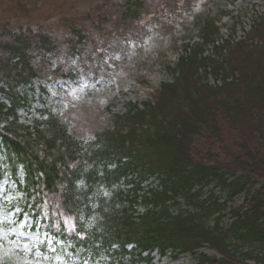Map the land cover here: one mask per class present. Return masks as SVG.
<instances>
[{
	"label": "trees",
	"instance_id": "obj_1",
	"mask_svg": "<svg viewBox=\"0 0 264 264\" xmlns=\"http://www.w3.org/2000/svg\"><path fill=\"white\" fill-rule=\"evenodd\" d=\"M123 4L125 20L142 10L140 0ZM195 25L201 41L183 45L166 66L169 80L152 98L112 113L88 146L54 114L21 119L27 87L44 72L37 63L59 44L42 27L0 26V179L9 178L6 202L19 220L31 218L49 258L59 252L88 263L151 264L156 252L189 254L192 264H264V16L251 27L261 45L224 40L210 17ZM71 30L68 50L81 56L85 36ZM210 184L226 191L224 201L213 189L204 195ZM100 185L115 190L97 198ZM44 193L59 195L75 219L72 232L42 226ZM240 193L243 204L228 209L225 202ZM226 215L231 221L223 224Z\"/></svg>",
	"mask_w": 264,
	"mask_h": 264
},
{
	"label": "rangeland",
	"instance_id": "obj_2",
	"mask_svg": "<svg viewBox=\"0 0 264 264\" xmlns=\"http://www.w3.org/2000/svg\"><path fill=\"white\" fill-rule=\"evenodd\" d=\"M124 1L0 0V26L42 27L59 44L54 54L37 63L44 71L43 78L28 89L30 107L18 111L23 120L40 117L49 110L86 145L96 132L109 125L112 113L123 112L127 102L152 98L159 82L168 80L166 66L172 65L181 45L198 41L196 18H214L222 27L224 39L230 35L226 27L235 20L232 32L236 37H245L248 43L252 19L264 16V0H140V14L125 20ZM71 28L85 36L80 42L81 56L68 50L70 39L76 40ZM252 42L262 44L258 38ZM56 68L65 77H55ZM208 81L213 84L212 79ZM6 179L0 180V264H84L74 258L58 254L48 258L41 253L39 232L29 228L30 218L20 222L8 210L5 192L11 184L5 185ZM211 189L220 201L224 199L226 192L212 184L204 188V195ZM113 190L100 187L95 197L108 198ZM243 200V194L236 195L226 206L237 207ZM40 202L39 210L46 221L43 227L50 223L54 231L75 229V219L63 210L58 194L44 193ZM222 221L228 224L231 218L226 215ZM204 252L212 253L207 248ZM151 263L192 264L193 258L182 254L172 259L152 253Z\"/></svg>",
	"mask_w": 264,
	"mask_h": 264
}]
</instances>
